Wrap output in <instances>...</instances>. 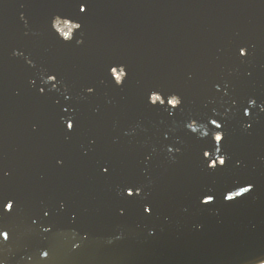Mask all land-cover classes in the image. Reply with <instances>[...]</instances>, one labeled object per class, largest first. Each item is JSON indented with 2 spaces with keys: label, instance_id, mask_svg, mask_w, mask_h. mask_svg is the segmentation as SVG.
Returning <instances> with one entry per match:
<instances>
[{
  "label": "water",
  "instance_id": "water-1",
  "mask_svg": "<svg viewBox=\"0 0 264 264\" xmlns=\"http://www.w3.org/2000/svg\"><path fill=\"white\" fill-rule=\"evenodd\" d=\"M0 264H264V0H0Z\"/></svg>",
  "mask_w": 264,
  "mask_h": 264
}]
</instances>
